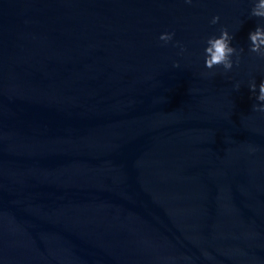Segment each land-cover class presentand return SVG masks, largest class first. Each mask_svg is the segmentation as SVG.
I'll use <instances>...</instances> for the list:
<instances>
[{
    "label": "water",
    "instance_id": "obj_1",
    "mask_svg": "<svg viewBox=\"0 0 264 264\" xmlns=\"http://www.w3.org/2000/svg\"><path fill=\"white\" fill-rule=\"evenodd\" d=\"M254 3L0 0V264H264Z\"/></svg>",
    "mask_w": 264,
    "mask_h": 264
},
{
    "label": "clouds",
    "instance_id": "obj_2",
    "mask_svg": "<svg viewBox=\"0 0 264 264\" xmlns=\"http://www.w3.org/2000/svg\"><path fill=\"white\" fill-rule=\"evenodd\" d=\"M186 2L191 3V0H186ZM251 16L264 19V0H255L254 6L251 9ZM219 19V15H215L212 17L211 23L216 24ZM174 35V32H163L160 34L159 40L167 44L169 41H172ZM233 38L234 37L230 35L227 28H221L219 36H211L208 38L207 47L204 50L205 67L207 69L222 66L225 71L231 70L233 67V54H236V63H239V52L230 43ZM249 40L251 42L249 50L264 57V24H258L254 30L250 31ZM181 51H184L183 46H181ZM239 51L242 52L243 48ZM236 87L238 89L239 84H237ZM249 88L252 93H255L257 88L255 81L249 84ZM256 98L258 101L264 102V80H261L259 84V93ZM253 109L264 112V103L253 105Z\"/></svg>",
    "mask_w": 264,
    "mask_h": 264
}]
</instances>
